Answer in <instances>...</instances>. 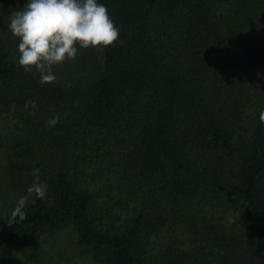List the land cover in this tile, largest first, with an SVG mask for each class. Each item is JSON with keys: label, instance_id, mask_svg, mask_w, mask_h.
Segmentation results:
<instances>
[{"label": "trees", "instance_id": "obj_1", "mask_svg": "<svg viewBox=\"0 0 264 264\" xmlns=\"http://www.w3.org/2000/svg\"><path fill=\"white\" fill-rule=\"evenodd\" d=\"M27 2L0 0V264H264V0H98L119 39L54 83L18 64Z\"/></svg>", "mask_w": 264, "mask_h": 264}, {"label": "clouds", "instance_id": "obj_2", "mask_svg": "<svg viewBox=\"0 0 264 264\" xmlns=\"http://www.w3.org/2000/svg\"><path fill=\"white\" fill-rule=\"evenodd\" d=\"M8 27L19 39L18 64L26 72L34 68L40 74V83L55 82L54 66L74 60L77 45L81 49L105 48L120 35L107 7L98 0H28L12 13ZM30 103L36 107L34 101ZM259 119L264 123V111ZM33 175L38 180V170L34 169ZM46 191V185L38 182L30 186L28 195L18 199L8 223L17 218L25 220L23 209L29 196L43 199Z\"/></svg>", "mask_w": 264, "mask_h": 264}, {"label": "rangeland", "instance_id": "obj_3", "mask_svg": "<svg viewBox=\"0 0 264 264\" xmlns=\"http://www.w3.org/2000/svg\"><path fill=\"white\" fill-rule=\"evenodd\" d=\"M44 256H48L47 254H44ZM30 264H58L57 260L51 258L50 260H48V257L45 259H41L40 261H35L34 263L29 262Z\"/></svg>", "mask_w": 264, "mask_h": 264}]
</instances>
